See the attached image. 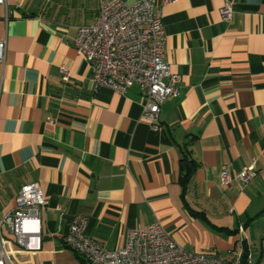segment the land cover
<instances>
[{
	"label": "crops",
	"instance_id": "crops-1",
	"mask_svg": "<svg viewBox=\"0 0 264 264\" xmlns=\"http://www.w3.org/2000/svg\"><path fill=\"white\" fill-rule=\"evenodd\" d=\"M104 1L0 5V214L28 183L48 199L39 222L24 223L40 249L16 247L17 262L86 264L62 243L80 215L85 234L110 251L128 232L159 223L187 251L224 260L246 253L264 264V0L161 7L166 60L180 82L156 128L142 118L137 86L96 88L73 47ZM226 2L231 18L221 22ZM184 150L197 163L186 190L178 182ZM249 166L256 174L242 190L237 180L220 184L221 171Z\"/></svg>",
	"mask_w": 264,
	"mask_h": 264
},
{
	"label": "built area",
	"instance_id": "built-area-1",
	"mask_svg": "<svg viewBox=\"0 0 264 264\" xmlns=\"http://www.w3.org/2000/svg\"><path fill=\"white\" fill-rule=\"evenodd\" d=\"M172 0H107L100 4L96 20L77 29L73 40L76 53L90 66L96 88L124 94L132 85L142 97V118L157 127L161 104L179 94L180 76L170 72L166 60V36L161 7ZM5 6L6 0H0ZM232 6L220 9L221 22L231 18ZM5 44L0 42V63ZM64 73V70H62ZM1 92V80H0ZM256 174L249 166L236 175L220 172V184L229 186L237 180L242 190ZM14 208L0 219V264H19L17 248L40 249L39 236L25 230L24 223L39 222L48 199L37 183L22 185L15 196ZM86 218L74 216L63 236V246L79 254L86 264H252L249 254L233 252L227 260L208 253H194L178 245L159 225L127 233L123 246L107 250L85 234ZM38 234V233H37ZM37 239L36 244L31 240ZM16 245V246H15ZM17 247V248H16Z\"/></svg>",
	"mask_w": 264,
	"mask_h": 264
},
{
	"label": "trees",
	"instance_id": "trees-1",
	"mask_svg": "<svg viewBox=\"0 0 264 264\" xmlns=\"http://www.w3.org/2000/svg\"><path fill=\"white\" fill-rule=\"evenodd\" d=\"M196 161L192 158L190 153L187 150H184L180 159H179V175L178 182L183 187L184 190L187 189L190 184L192 175L196 168ZM246 253H244V258Z\"/></svg>",
	"mask_w": 264,
	"mask_h": 264
},
{
	"label": "rangeland",
	"instance_id": "rangeland-1",
	"mask_svg": "<svg viewBox=\"0 0 264 264\" xmlns=\"http://www.w3.org/2000/svg\"><path fill=\"white\" fill-rule=\"evenodd\" d=\"M7 212H8V211H7ZM5 214H6V212H5ZM5 214H4V215H5ZM4 215L1 213V214H0V219H2V218L4 217Z\"/></svg>",
	"mask_w": 264,
	"mask_h": 264
}]
</instances>
